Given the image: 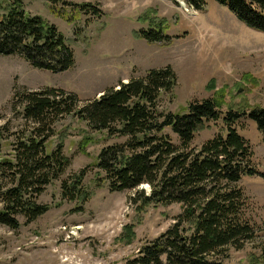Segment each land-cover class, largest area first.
Returning a JSON list of instances; mask_svg holds the SVG:
<instances>
[{"label":"rangeland","instance_id":"1","mask_svg":"<svg viewBox=\"0 0 264 264\" xmlns=\"http://www.w3.org/2000/svg\"><path fill=\"white\" fill-rule=\"evenodd\" d=\"M13 0H0V16ZM27 12L39 15L64 34L75 53L68 70L52 72L33 67L21 55L0 54V127L6 126L1 155L12 157L22 132L34 126L14 109V94L25 90L58 88L76 93L81 102L99 97L107 89L141 77L149 70L171 66L178 76L170 93L163 92L158 110L184 113L192 101H202L224 90L229 109L264 107V32L240 21L228 6L207 0L197 10L187 0H63L52 7L48 0H23ZM72 3H91L103 11L100 17L73 8ZM64 16H67L66 19ZM164 20L170 43L149 42L137 34L149 30L151 22ZM215 81V89L209 83ZM253 147V161L259 174L246 175L239 182L245 192L244 215L259 228L264 223V141L257 124L248 116L236 124ZM19 132V133H18ZM47 143L52 153L59 144L71 159L59 179L39 196L49 210L33 222L19 217L21 226L0 224V264H128L140 248L167 231L182 212L179 203L151 204L138 209L130 201L135 190L111 191L105 173L97 164L104 147L125 143L126 136L93 130L76 115H67L53 126ZM175 142L178 136L166 128ZM225 122L210 121L196 133L193 147H200L218 134H226ZM91 138L87 153L80 151L84 138ZM86 169L83 190L86 202L62 198V181ZM9 187L0 177V188ZM147 192L149 185L140 186ZM2 204L0 203V209ZM135 225L132 243L122 241L125 226ZM264 238L230 248L226 264H250L264 260Z\"/></svg>","mask_w":264,"mask_h":264},{"label":"trees","instance_id":"2","mask_svg":"<svg viewBox=\"0 0 264 264\" xmlns=\"http://www.w3.org/2000/svg\"><path fill=\"white\" fill-rule=\"evenodd\" d=\"M48 1L54 7L63 0ZM215 1L228 6L247 26L264 32V0ZM187 3L200 10L207 0ZM71 5L80 14H103L91 3ZM163 23L151 22L149 30L137 35L149 42L170 43ZM0 54L21 55L33 67L55 73L75 64L74 50L64 34L43 17L27 12L23 0H13L0 16ZM177 81L174 69L166 66L122 81L83 103L76 93L58 88L14 94V109L21 107L18 113L34 127L17 138L12 157L1 155L6 126L0 127V177L10 185L0 188V224L18 229L19 217L30 223L49 210L50 206L39 203L38 198L60 178L71 159L65 155L62 143L51 154L47 143L54 135V124L74 114L93 130L107 131L110 137H128L125 143L104 147L99 154L97 167L105 173L111 191L135 190L130 201L138 209L151 204L181 205L176 222L143 245L128 264H226L230 248L240 250L246 243L264 238V223L257 228L243 212L246 196L238 184L244 176L260 172L253 161L251 143L236 127L242 117L248 116L257 124L264 141V107L229 109L224 114L226 94L220 90L202 101H192L184 113L160 112L161 94L172 92ZM208 87L215 89V81ZM220 119L227 133L193 147L196 133L208 122ZM166 128H172L179 142L164 132ZM90 142L91 138L86 137L80 143L82 153H87ZM86 171L82 169L62 181L64 200L90 199L82 188ZM143 185H149L150 191L139 189ZM135 236V225L129 224L120 237L130 244ZM250 264H264V260L255 258Z\"/></svg>","mask_w":264,"mask_h":264}]
</instances>
